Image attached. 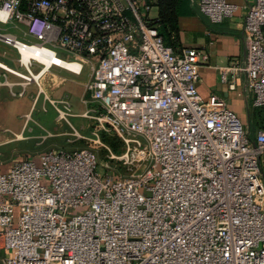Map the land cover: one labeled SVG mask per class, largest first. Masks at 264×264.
I'll return each mask as SVG.
<instances>
[{
    "label": "built area",
    "instance_id": "1",
    "mask_svg": "<svg viewBox=\"0 0 264 264\" xmlns=\"http://www.w3.org/2000/svg\"><path fill=\"white\" fill-rule=\"evenodd\" d=\"M155 1L0 0V24L18 31L0 26V41L24 70L0 66L22 80L0 84L22 96L31 83L41 89L34 73L87 66L85 91L101 109L92 117L123 142L109 157L128 171H97L87 147L15 160L0 171V264H264V126L252 133L222 98L201 97L208 54L166 45L150 16ZM198 6L212 22L238 8ZM242 39L229 88L243 76L264 109V0L247 7ZM45 99L84 137L67 96Z\"/></svg>",
    "mask_w": 264,
    "mask_h": 264
},
{
    "label": "rangeland",
    "instance_id": "2",
    "mask_svg": "<svg viewBox=\"0 0 264 264\" xmlns=\"http://www.w3.org/2000/svg\"><path fill=\"white\" fill-rule=\"evenodd\" d=\"M153 15L154 11L152 9L150 16L153 17ZM0 26L5 27L6 30L11 32H18L16 29H11L6 25L0 24ZM59 52L63 53L61 51ZM14 67L24 71L17 64H15ZM38 69L39 66L33 64L32 70L36 72ZM66 71L64 73L72 75L70 72ZM87 71H89V69L85 66L83 74L72 76L82 80L86 78ZM41 73L34 74L35 78L41 77ZM18 80L22 81L21 79ZM39 82L42 83L48 93V97L52 100L60 99L64 93H68V90L72 91L68 93L71 103V112L73 113V115L69 117V120L84 137L76 138L70 134V128L67 123L57 119V113L54 107L45 99V94L39 90V87L33 83L27 86L22 96H10L12 99L7 101L6 110L0 112V168L2 169L9 166L17 158L36 156L39 152L45 150L87 147L95 151L98 156L99 165L96 168L97 171L103 170L117 175H126L128 171L125 166L121 165L116 159L109 157V150H111L114 155H119L122 152L123 142L114 133L100 128L95 118L92 117L93 114H98L101 111L98 103L94 101H83L88 100L90 97L85 96L82 99L80 98L79 90L82 86L77 82H73L70 85L69 82L62 83L57 79H52L49 84V72L46 73ZM69 86L78 90L66 88ZM251 98L252 95L249 94V104L245 108V114L247 111L250 113V117H247L246 123L250 126V130L253 133L259 128L258 121L259 118L261 120L262 116H264V109L255 108L252 105ZM33 102H35V105L32 111L25 114L28 112L30 103ZM44 106L46 112L43 110ZM8 107H10L12 111H9ZM76 109L82 110L79 111V115H74ZM86 109H94L96 112H89L88 117L81 116ZM6 128L11 130H6ZM20 128L22 132L12 131L19 130ZM6 131H9V133ZM95 131L98 137L93 134ZM97 138L99 142L95 141Z\"/></svg>",
    "mask_w": 264,
    "mask_h": 264
},
{
    "label": "crops",
    "instance_id": "3",
    "mask_svg": "<svg viewBox=\"0 0 264 264\" xmlns=\"http://www.w3.org/2000/svg\"><path fill=\"white\" fill-rule=\"evenodd\" d=\"M227 1L231 3H235L238 6L237 10L229 18H226L220 22H212L205 15L201 13L198 6L199 0H190L189 11L187 13L179 15L177 18V32H176V36L173 38L174 41L173 47L175 52H180L181 49L186 47H194V48L203 49L208 54V60L205 63H203L198 70L199 79L197 81V90L199 94L204 100H207L214 96L222 98L227 104V106L230 109H232L234 112H236L237 115L244 122H246L247 117H250V113L247 111V113L245 114V108L249 104L248 96L249 94L250 95L252 94L245 90L243 85L244 84L243 76H241V78L237 80L235 87L233 89L229 88V83L231 81V72L227 71V67L233 64L240 65L244 60L245 44L242 39L243 21L247 11V7L251 5L254 2V0H227ZM152 9L154 11L153 17H155L157 15L156 6H154ZM0 45H1L0 65L5 66L7 68L10 67L12 69H17L16 67H14L15 64L19 66L17 51L13 47L4 44L1 41H0ZM65 71L66 70L58 67H52L48 71L44 72L39 80H41L42 77L49 72V84L50 81H52V79L55 80L57 79L62 83L69 82L70 85L73 82H77L82 86V88L79 90L80 98L82 99L85 96L90 97L89 92L85 91V85H84L88 79L89 72L88 71L86 72L87 73L86 78L79 80L73 77L72 75L79 76L84 73V69L82 73L79 75L71 72L70 74L72 75H69L64 73ZM3 74L5 76H3ZM4 77L7 82L10 83L19 82L18 80L19 78L17 76L9 72H5L2 68H0L1 81H4ZM40 87H41L40 90L45 95H47L48 93L46 92L42 83H40ZM66 88L73 89L71 86ZM13 89L15 91H19L21 87L19 85H14ZM75 89L76 88H74L73 90ZM69 92L72 91L68 90V93ZM68 93L67 92L64 93L62 97L67 96L69 99ZM10 96L11 95L9 93V87L6 84H0V112L2 110H6L7 101L12 99V97ZM83 101H92V100L90 97L88 100H83ZM34 105L35 102L30 103L28 112H26L25 114L30 113ZM8 109L9 111H12L10 107H8ZM79 111L82 110L76 109L74 115L75 114L79 115L80 114ZM7 129L8 128H6V130ZM12 131L22 132V129L20 128L19 130H12ZM6 132L9 133V131ZM23 135H24V131H23ZM18 159L21 158H17L15 160ZM11 164L9 166H11ZM9 166L4 167L2 169L0 168V171L8 168ZM2 254L3 252L0 251V256H2Z\"/></svg>",
    "mask_w": 264,
    "mask_h": 264
},
{
    "label": "trees",
    "instance_id": "4",
    "mask_svg": "<svg viewBox=\"0 0 264 264\" xmlns=\"http://www.w3.org/2000/svg\"><path fill=\"white\" fill-rule=\"evenodd\" d=\"M157 15L152 19L154 26L163 37L166 45L174 49L173 38L177 32V18L187 13L190 0H156ZM259 127L264 126V116L258 121Z\"/></svg>",
    "mask_w": 264,
    "mask_h": 264
},
{
    "label": "bare ground",
    "instance_id": "5",
    "mask_svg": "<svg viewBox=\"0 0 264 264\" xmlns=\"http://www.w3.org/2000/svg\"><path fill=\"white\" fill-rule=\"evenodd\" d=\"M21 53H22V60L23 61H27V57H28V55H29V52L27 51V50H22L21 51ZM43 60V59H42ZM1 66V65H0ZM9 67V66H8ZM10 68V67H9ZM12 69V68H11ZM34 74H36V73H34ZM34 78H35V76H34Z\"/></svg>",
    "mask_w": 264,
    "mask_h": 264
}]
</instances>
